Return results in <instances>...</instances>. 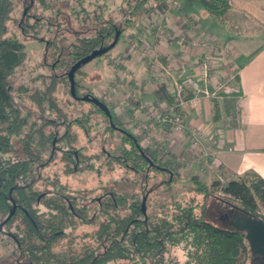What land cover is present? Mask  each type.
Here are the masks:
<instances>
[{
  "label": "trees",
  "instance_id": "obj_1",
  "mask_svg": "<svg viewBox=\"0 0 264 264\" xmlns=\"http://www.w3.org/2000/svg\"><path fill=\"white\" fill-rule=\"evenodd\" d=\"M164 1L0 0V232L15 245V258L6 264L256 260L245 230L206 217L207 199L220 187L227 196L216 197L224 204L264 218V178L248 171L226 183L192 179L186 191L179 190L173 183L182 177L148 154L111 109L108 113L93 100L82 99L95 97L92 89L76 81L73 96L70 87L72 104L81 107L77 114L65 110L56 96L61 83L70 84L74 63L106 48L119 33L118 43L127 29L137 27ZM197 2L229 24L233 0ZM115 11L124 17L119 19ZM31 40L44 43L40 62L33 63L25 48ZM75 127L83 131L87 145L78 143ZM94 144L100 151L88 153L86 148ZM58 162L70 174L95 172L99 192L73 189L56 171L44 173ZM106 173H111L110 186L103 182ZM17 218L21 226L8 230ZM81 224L91 230L76 245L60 248V240Z\"/></svg>",
  "mask_w": 264,
  "mask_h": 264
},
{
  "label": "rangeland",
  "instance_id": "obj_2",
  "mask_svg": "<svg viewBox=\"0 0 264 264\" xmlns=\"http://www.w3.org/2000/svg\"><path fill=\"white\" fill-rule=\"evenodd\" d=\"M233 1V10L227 16L229 26L233 29L240 27L241 32L248 33L253 36H264V0ZM73 2L74 1L70 2L71 6ZM122 2L123 0H116V4ZM182 3H184V6L187 8L192 5V3L188 0H165L162 2L157 8H155V10L144 16L140 20L137 27L127 29L122 34L119 42L114 47L110 48L105 55L95 57L89 62L83 64L79 71H76L75 73V81H78L85 87L92 89L94 96L100 98L101 101L104 102L109 109H111L113 115L123 122L124 126L138 137L143 149L148 154L156 158L174 173L179 174L182 179L173 183V187L186 191L191 185L192 179L201 180L208 185H211L212 181L215 179L221 180L222 183H226L227 180L221 179L219 177L220 173L216 172V170H210V167L205 164L202 159H199L200 156L196 153L193 156L190 154V157L185 154L183 156H178V153L170 148L169 143L166 145L167 141L161 139L158 135L159 132L165 130L172 133L173 127L169 123L162 124L159 122H153V115L151 114L152 110H162L165 105L162 104V100L158 98L157 94L152 93V90H155L156 92V87L159 85L158 81L170 84V82L172 83L174 80V78L166 72L168 71L170 73V71L173 70V66H170L167 60L164 59V62H162L160 59L165 58V55L163 54L165 50L164 48L160 46L159 48L157 46V43H160L158 39L161 38V34H164V36H162L163 39L161 40L163 43L165 42L164 40H166L167 44L176 43L178 42L177 39H180V36L173 37L170 35L171 29L166 28L164 25V21L166 20L165 18L167 15L171 17V15H174L175 13H179V15L182 14V19L179 20H181L180 22H187L188 26L183 25L182 28L178 30L180 33L179 35L183 34L185 31L193 32L196 26H198L194 19L183 13L184 10L181 5ZM118 14L119 19L124 17V14L121 12ZM19 15L20 12H17L15 17H18ZM218 21L220 22L221 20L218 19ZM207 23L210 25V31H217L220 29V31H222L224 28H221L219 23H212L210 20H208ZM11 27H16L13 21L11 22ZM157 32L160 33L159 36L157 35ZM148 33H151V36L147 38ZM231 33H233V35H237L236 30L231 31ZM217 40L218 41L213 43L210 50L212 49V52L221 58V56H224L225 45L223 42H220L219 39ZM181 41L183 42H181L182 44L189 45L190 38L185 37L184 39H181ZM25 48L29 52L30 59L33 63H37L42 60L44 43L41 40L28 41ZM181 52H183V49H179L178 53L181 54ZM178 53L175 54V57L177 58L179 57ZM224 59H226L225 56ZM128 60L134 64L133 66L136 69L143 71L144 75H134L132 69H129L130 67L126 64ZM180 62L185 64L182 59ZM153 64H156V67H153ZM166 65H169L170 67ZM150 69L152 70L150 71ZM226 74L218 79H213V81L210 80L208 84L209 89L213 91L214 85L217 84L216 82L220 79H224ZM176 77H179V79L185 78L182 75L181 77ZM70 87V84L61 83L58 86L56 96L65 110H70L72 113L77 114L81 111V107L76 106L75 103L72 104V98L69 91ZM200 88H202V92H198L197 97L200 99L203 95L207 100H212L213 103L222 101V99L227 95L222 91L219 94H216L215 97L211 93H209L208 95L210 96L207 97L204 91L205 88L203 83H201ZM149 95L152 96V99H150ZM166 100L167 101L165 102L167 103L176 101L173 97H171V93L168 94V98ZM198 102L196 103L198 104ZM189 110L190 107L188 112ZM216 115L217 117L219 116L217 112ZM187 116L188 114L186 115V118ZM75 128L80 136V141L78 143L87 145L88 143L84 137L83 131L78 127ZM192 132L193 130L189 129L186 121V129L184 133L181 134L185 135L191 144L193 143ZM196 135L202 139L201 130L196 129ZM200 147L203 148L201 142ZM86 149L88 153H93L100 151L101 147L94 144L93 147L92 145H88ZM211 161L212 160L210 159L209 162ZM55 171L60 175L61 180L73 189L87 192L93 188L94 192H89L90 194H95L100 190V183L98 182L97 174L93 171H81L70 174L65 172L62 163L58 162L47 166L44 173L52 174ZM119 172L120 171H115L114 176H119ZM110 176L111 173H106L102 176L104 185L110 186L111 182H108L111 178ZM38 184L42 187L45 186L43 182H39ZM215 192V195H210L207 199L206 217L221 226L227 225L229 222L234 224L238 212L234 211V208L224 204L220 198L216 197L227 196L222 190H220V187ZM257 201L260 203L258 198ZM260 211L264 214L262 207L260 208ZM21 224V219L17 218L12 222L9 229L6 227L4 230L8 229L10 231H16ZM89 230L91 229L83 224L78 225L76 229L70 232L69 236L60 240V248L64 247V249H66L70 244L76 245L77 242L83 238L85 232ZM10 240H12V238H9V235L5 232H0V264H6L15 258V255H13V248H15V245L13 241L11 242ZM246 263L256 264L257 260H254V258H251L250 256Z\"/></svg>",
  "mask_w": 264,
  "mask_h": 264
},
{
  "label": "crops",
  "instance_id": "obj_3",
  "mask_svg": "<svg viewBox=\"0 0 264 264\" xmlns=\"http://www.w3.org/2000/svg\"><path fill=\"white\" fill-rule=\"evenodd\" d=\"M188 1L192 3L188 8L184 6V3L181 5L183 13L189 15L198 24L193 33L199 37L219 39L225 46H228L234 59L231 62L223 59L224 56L221 58L217 56L219 60L216 59L214 62L212 81L223 77L228 71L237 67V82L240 85L241 98L237 104L234 95H226L222 101H218L217 107L214 106L212 100L209 101L202 95L198 104L190 106L186 121L189 129L202 131L200 142L203 148L200 145L196 147L194 143L191 144L185 135L175 131L169 133L164 129L166 132H159L158 135L167 141L166 145L169 143L170 148L176 151L178 156L185 154L190 157V154L193 156L196 153L200 156L199 159L210 167V170L220 173L219 176L223 180L238 178L248 171H253L264 178V36L243 33L240 27L233 29L228 23L219 22L217 16L207 13L197 0ZM174 15L171 17L167 15L165 18L166 28L178 31L183 25L188 26L187 22H180L182 14L175 13ZM208 20L212 23H219L221 28L224 27V31L223 29L222 31L221 29L210 31ZM233 30H236L237 35L231 33ZM188 33L185 31L179 35L178 42L167 44L166 40L164 43L161 42L164 34L160 35L157 32V35L161 36L157 46L165 50L163 52L165 58L160 59L162 62L164 59L167 60L168 64L173 66L170 73L166 71L174 78L173 82L165 84L166 82L158 81L156 92L152 90V93L157 94L164 105L168 104L165 101L169 93L172 97L174 82L179 79L176 76L197 75V68L194 64L196 54L189 45L182 44L181 41L189 37ZM150 36L151 33H148L147 38ZM179 49H183L181 54L178 53ZM177 53L178 58L175 57ZM181 59L186 65L180 62ZM126 64L130 67L129 69H132L134 75H144V72L136 69L131 61L128 60ZM149 97L152 99V96L149 95ZM216 112L219 114L218 117ZM210 159L211 162H209Z\"/></svg>",
  "mask_w": 264,
  "mask_h": 264
},
{
  "label": "built area",
  "instance_id": "obj_4",
  "mask_svg": "<svg viewBox=\"0 0 264 264\" xmlns=\"http://www.w3.org/2000/svg\"><path fill=\"white\" fill-rule=\"evenodd\" d=\"M179 34L180 33L177 30L173 29L170 33L173 37L179 36ZM188 36L190 38L189 46L192 51L195 52L194 54H196L194 64L197 67V75L186 76L184 79H176L174 82V88L172 89V97L176 101L166 104L162 110H152L151 112L153 115V122H159L162 124L169 123L173 127V131L180 134L184 133L186 129V115L188 114L189 107L196 104L199 100L197 93L202 92V88H200L201 83L204 84V91L207 97L210 96L208 95L209 93L215 97L216 94L223 91L227 95H234L237 104L241 98L240 85L237 82V67L228 71L224 79L218 80L216 82L217 84L214 85V90L212 89L213 91L209 89L208 84L210 80H212L211 74L214 67L213 65L215 60L218 59L216 58L217 55H215L210 48H212L215 41H218L217 38L211 39L209 37H199L190 31ZM224 49L225 58L227 61L229 60L232 62L234 59L230 54L231 51L228 46H225ZM153 67H156V64H153ZM192 130L193 143L197 147L200 145V138L196 135V129ZM214 166L218 168L217 165L214 164Z\"/></svg>",
  "mask_w": 264,
  "mask_h": 264
},
{
  "label": "water",
  "instance_id": "obj_5",
  "mask_svg": "<svg viewBox=\"0 0 264 264\" xmlns=\"http://www.w3.org/2000/svg\"><path fill=\"white\" fill-rule=\"evenodd\" d=\"M119 33L116 36V39L106 48L98 49L92 52L91 54L87 55L86 57L78 60L74 63L69 72V80L71 84V90L73 96L75 95V73L76 70L82 66L83 64L89 62L90 60L94 59L100 54L107 52L110 48L114 47L117 44L119 39ZM82 99L85 100H93L97 104H99L106 112L109 113L108 106L99 100L97 97H90L89 95L83 96ZM243 218V222H240ZM236 221V222H235ZM234 221V226L240 227L246 232V239L250 246L251 252L253 254H260L262 257V264H264V218L255 216L252 213H248V217H240Z\"/></svg>",
  "mask_w": 264,
  "mask_h": 264
},
{
  "label": "flooded vegetation",
  "instance_id": "obj_6",
  "mask_svg": "<svg viewBox=\"0 0 264 264\" xmlns=\"http://www.w3.org/2000/svg\"><path fill=\"white\" fill-rule=\"evenodd\" d=\"M238 212V211H237ZM250 213V212H249ZM248 217V212H240L239 211V213H238V215H237V217H236V220L238 219V218H240V217ZM236 222V221H235ZM240 222H243V218L241 219V221ZM262 256L260 255V254H255V258H256V260H257V263L256 264H262V258H261Z\"/></svg>",
  "mask_w": 264,
  "mask_h": 264
}]
</instances>
